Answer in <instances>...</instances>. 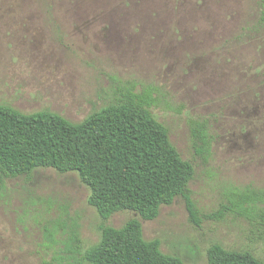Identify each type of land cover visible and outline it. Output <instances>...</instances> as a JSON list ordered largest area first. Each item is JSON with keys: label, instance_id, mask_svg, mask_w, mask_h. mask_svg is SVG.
Wrapping results in <instances>:
<instances>
[{"label": "rangeland", "instance_id": "374dc122", "mask_svg": "<svg viewBox=\"0 0 264 264\" xmlns=\"http://www.w3.org/2000/svg\"><path fill=\"white\" fill-rule=\"evenodd\" d=\"M259 2L0 0V105L79 123L127 89H150L153 118L194 166L198 221L177 197L152 221L124 211L104 222L76 173L38 169L0 181V264H41L42 228L58 217L77 222L81 252L101 226L137 219L145 241L185 264H206L214 244L264 261V227L229 210L233 193L264 189V31H250ZM192 120L208 125L207 159L192 149Z\"/></svg>", "mask_w": 264, "mask_h": 264}, {"label": "trees", "instance_id": "16d2710c", "mask_svg": "<svg viewBox=\"0 0 264 264\" xmlns=\"http://www.w3.org/2000/svg\"><path fill=\"white\" fill-rule=\"evenodd\" d=\"M250 31H264V0L259 2L258 20ZM155 103L150 89L141 93L127 89L120 99L79 123L47 110L24 114L0 105L1 183L28 177L38 169L76 173L89 189L88 205L104 222L124 211L152 221L162 206L181 197L190 220L198 224L188 191L194 166L181 158L166 127L153 118L150 108ZM189 129L194 154L207 159L211 145L207 123L192 120ZM229 204L230 211L264 227V189L233 193ZM41 234V264H185L163 254L158 240L145 241L137 219L120 228L101 226L99 241L82 252L73 218L49 221ZM206 264L264 261L248 251L214 244L207 250Z\"/></svg>", "mask_w": 264, "mask_h": 264}]
</instances>
